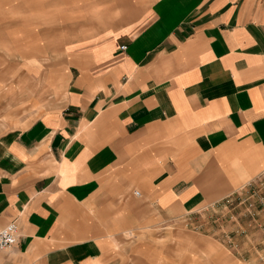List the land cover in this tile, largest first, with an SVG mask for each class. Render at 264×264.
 Masks as SVG:
<instances>
[{
  "label": "crops",
  "instance_id": "0c3cea01",
  "mask_svg": "<svg viewBox=\"0 0 264 264\" xmlns=\"http://www.w3.org/2000/svg\"><path fill=\"white\" fill-rule=\"evenodd\" d=\"M263 191L264 0H0V264H264L157 231Z\"/></svg>",
  "mask_w": 264,
  "mask_h": 264
},
{
  "label": "rangeland",
  "instance_id": "374dc122",
  "mask_svg": "<svg viewBox=\"0 0 264 264\" xmlns=\"http://www.w3.org/2000/svg\"><path fill=\"white\" fill-rule=\"evenodd\" d=\"M252 196V197H251ZM248 202L244 204H239V202L234 201L233 206H231V214L235 216V220H227V222L223 225L225 230L223 232V235H220L216 238V240L212 237H205L201 234V231H199L196 227L194 226H187L186 224H173V225H166L161 228H159L157 231L161 234L159 237L162 238L161 236L165 235V232H184L189 235V240H188V247L191 248H196L203 246L204 242L208 243H213L220 248L224 250H230L233 253L234 248H238L240 250L241 245L248 247V244L253 245L255 243H258V245L255 244V247L257 246L260 249V253H264V218L262 214H264V204L261 202H258L257 204L255 203H250L252 199H256L258 201L264 200V191L263 192H258L257 195L252 193H249L248 195ZM229 214V215H231ZM234 222L233 224L229 225V222ZM231 226V228L236 227L237 229L235 232H230L227 227ZM241 233V234H239ZM251 233L255 234L256 241L252 240V242L248 239L251 237ZM229 234V235H228ZM236 234L239 235L240 241H236L233 239L234 235ZM258 235V236H257ZM228 236L232 237V240L228 239ZM158 241H165V240H158ZM248 243V244H247ZM177 243L174 242V246ZM237 244V245H236ZM246 244V245H245ZM200 245V246H199ZM256 253V250L254 251ZM233 256V255H232ZM238 258H245L248 261H256V262H262L260 256L256 253V255H252L251 252L245 253V255H242L241 257L238 256Z\"/></svg>",
  "mask_w": 264,
  "mask_h": 264
},
{
  "label": "built area",
  "instance_id": "2783aa9c",
  "mask_svg": "<svg viewBox=\"0 0 264 264\" xmlns=\"http://www.w3.org/2000/svg\"><path fill=\"white\" fill-rule=\"evenodd\" d=\"M126 49V47H123ZM19 225L17 222H11L7 226L0 228V252L7 251L18 244Z\"/></svg>",
  "mask_w": 264,
  "mask_h": 264
}]
</instances>
